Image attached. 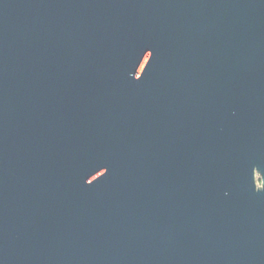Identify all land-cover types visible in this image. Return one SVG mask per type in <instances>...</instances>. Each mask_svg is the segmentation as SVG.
I'll return each mask as SVG.
<instances>
[{
	"label": "water",
	"instance_id": "95a60500",
	"mask_svg": "<svg viewBox=\"0 0 264 264\" xmlns=\"http://www.w3.org/2000/svg\"><path fill=\"white\" fill-rule=\"evenodd\" d=\"M0 264H264V0H0Z\"/></svg>",
	"mask_w": 264,
	"mask_h": 264
},
{
	"label": "flooded vegetation",
	"instance_id": "af4514ba",
	"mask_svg": "<svg viewBox=\"0 0 264 264\" xmlns=\"http://www.w3.org/2000/svg\"><path fill=\"white\" fill-rule=\"evenodd\" d=\"M255 183L257 188L261 187V177L259 175V173L255 172Z\"/></svg>",
	"mask_w": 264,
	"mask_h": 264
}]
</instances>
